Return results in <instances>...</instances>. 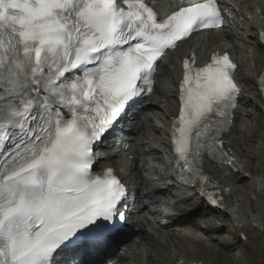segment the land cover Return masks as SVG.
<instances>
[{
	"label": "snow or ice",
	"instance_id": "6c2138e0",
	"mask_svg": "<svg viewBox=\"0 0 264 264\" xmlns=\"http://www.w3.org/2000/svg\"><path fill=\"white\" fill-rule=\"evenodd\" d=\"M225 23L217 0H189L164 19L150 0H0V264H55L65 251L73 264H111L128 189L112 167L95 173V149L153 90L168 50ZM194 64L183 61L173 171L203 196L220 187L205 156L235 168L222 136L240 87L227 53Z\"/></svg>",
	"mask_w": 264,
	"mask_h": 264
},
{
	"label": "rangeland",
	"instance_id": "374dc122",
	"mask_svg": "<svg viewBox=\"0 0 264 264\" xmlns=\"http://www.w3.org/2000/svg\"><path fill=\"white\" fill-rule=\"evenodd\" d=\"M233 42L238 47L236 55L240 64L239 75L243 76L248 72L252 74L256 66V64L254 65L253 62L251 64L252 66H250V61L248 60V58L255 56L252 46L247 43L246 40H241L239 38H234ZM204 48H207V46H203L202 49ZM247 50L248 52H246ZM168 66L171 69L173 68L171 59H168L166 61L164 69H162V72H160V75L158 77L160 82L162 83L161 94L157 95L159 96L157 102H161L160 109H156L155 111H153L154 113L149 112V114L142 117L140 119V122L138 123V130L141 140L144 139L146 134L144 130L152 127H158V134L156 135V137H158L159 135V139L162 140L164 138V117L166 112L169 111L170 107L172 108L173 106V102L171 100V97L173 95L171 79L169 76H166L165 72L163 71L168 69ZM247 89L248 87L246 88L245 86L244 98L242 103L240 104L235 128L232 135L230 136L232 147L241 162L242 173L234 175L235 177H230V182L232 185L229 187H231V189H234V191H238L240 193L239 200L241 201H249V199L255 198V190L253 189L251 178L253 174L252 172H255V170L258 168V153L255 142L256 140H254V133L256 131L257 134H259V131H261L257 129V121L259 119L257 118L258 115L257 113H255L252 104L249 102L254 96L253 94H251L252 91H247ZM142 124L144 125L143 128L141 127ZM123 159L124 155H121L120 160ZM262 180H264V178L261 179V181ZM262 186H264V183H262ZM234 200L236 199L234 198ZM259 206L260 204L258 205V210L260 208ZM234 210H236L235 214L244 216V218L240 219L241 223H237L239 225L236 227L237 230L233 222L237 221L234 220L232 216L222 214L217 218V216H215L217 214H213L212 211H208L206 215L210 213L212 214H210L208 216V220L205 221L206 233L204 234V243L198 242V246L196 245L195 247L192 246L188 247V249H184V247L187 246H179L178 240L184 239L185 230H181L179 231V233L174 234L168 232L169 235H167L166 237H171L170 242L168 241V243L170 244H160L156 246V248L152 247L153 252L157 254L155 256L152 255L151 264H174L177 256H183L196 262H202L203 264H264V241L262 243H259L257 246L255 245L259 242V240H256L257 242L254 241L255 243H244L242 241H239V227H243V225L246 226L247 224L250 225V223L249 220L245 222L247 220V217H245L246 215L240 206V202L235 203L229 213ZM249 211H251V209ZM261 218L264 220V217L262 215ZM250 228L253 227H247V229ZM260 238L262 240V236ZM193 261L191 262L193 263ZM110 262L112 264H122L120 262H114V260H110ZM184 264H189V262H185Z\"/></svg>",
	"mask_w": 264,
	"mask_h": 264
},
{
	"label": "bare ground",
	"instance_id": "6f19581e",
	"mask_svg": "<svg viewBox=\"0 0 264 264\" xmlns=\"http://www.w3.org/2000/svg\"><path fill=\"white\" fill-rule=\"evenodd\" d=\"M234 10H235V13H236V16L238 19V28H239L240 36H245V38H247L248 42H250L252 44L255 52L258 55L257 59H256V63L259 64V69L256 70V77L253 78V77H251V75L249 73H247L245 75V78H244V80L248 83L250 88L255 91L257 89L256 78L258 77L259 71L262 68L261 62H262L263 51L261 50V47L258 46V44H257V41H258L257 40V30L254 29L253 25H255V22L252 19L251 14L252 13L256 14L257 18L264 21V0H263V3H262V0H237L236 7ZM247 14H249V16L246 17ZM230 37H231V35L228 32L222 33L221 31H214V32L209 33L207 41H208L209 45L214 44V43L218 44L220 41L228 40ZM188 43L189 42H187V44ZM169 56H171V55H169ZM166 59L167 58L163 59V62H161L160 69L162 68L163 63L166 61ZM252 60H254V59H252ZM159 73H160V71H159ZM174 81L172 82V84H174ZM159 92H160V89H159ZM159 92L157 91V93H159ZM176 95L177 94L175 93L174 96L171 97V100L173 103H175ZM149 104H151L150 107H153V106L156 107L158 105V103H155L153 101H150ZM251 104L253 106L255 113H257V115H258L257 118H259L257 121L258 122V128L257 129L261 130V131H259L260 132L259 134H257L256 131L254 133V140H256V144L258 146V153H259L258 168L255 170V172H252L253 173L252 177L254 178V179L252 178V186H253V189L255 190V196H254L255 198L249 199V201H247V200L241 201V200H239L240 193L238 191H234L233 189H230L229 186H228V188L230 190H229V194L227 195L226 198H227L228 204H230L233 196L235 198H238L237 202H240V206L246 215L245 217H247V220H249V223H250V225L247 224L246 226L243 225V227L242 226L239 227V232L241 235L247 237V239L245 240V242H247V243H255L254 241L259 240V242L255 245V246H257L259 243H262L264 241V235L262 236V240L260 239L261 230L258 228H255L253 226L254 223H263L264 222V220L261 218V215L264 217V197L260 196V194H259L260 190L257 187L258 180H256V178H260V179L264 178V101L259 97V94H256V100H254ZM169 122H170V118L168 119V123ZM131 128H132L131 129V133H132V132L136 131L137 126L134 125V127L131 126ZM251 138H252V136H251ZM154 151H156V150H154ZM128 155H134L133 151L129 152L127 154V156ZM110 162H114V160L110 161ZM108 163H109V161H108ZM133 165H135V163H133ZM208 167L209 166H207V169H208ZM211 168L214 169V172H211L210 169H208V170L214 176V178L216 180H218V182L222 181L223 183H226L227 178H222V176H225L226 174H227V177H229V178H230V176H233V172L228 171V169H226V168L218 169V170L214 167H211ZM135 175H137L136 170H135ZM261 182L264 183V180H262ZM234 201H236V200H234ZM188 202L189 201H187L185 203V206L188 207V210L194 212V213H192V212L189 213L190 218L187 220H192V221H188L189 223L195 222L197 220V219H193L194 216H200L203 218V217H205V215L208 211H212L211 209H209L207 204H205L204 202L197 201L199 204V207H196V206L192 205V203L190 204ZM259 204H260V206H259L260 208L258 210ZM250 209H251V211H249ZM180 213H182V211ZM232 216H233L234 220L237 221V223H241L240 219L244 218V216L235 214V212L232 214ZM253 218H255V222H254ZM261 220H263V221H261ZM176 224H177V221L173 223L172 228ZM237 226H239V225H237ZM247 227L248 228L253 227V228L247 229ZM251 229H253V230H251ZM135 230H136V234L139 236V238H141L143 240L147 239V235H146L147 233L143 227H139L136 225ZM172 234H174V233H172ZM178 244H179V246L181 245L182 247H184L187 244L186 239H185V241L180 240L178 242ZM185 248L188 249V247H184V249ZM190 252H192V251H190ZM117 258L121 259V257H119V256ZM177 262H178V260H177Z\"/></svg>",
	"mask_w": 264,
	"mask_h": 264
}]
</instances>
